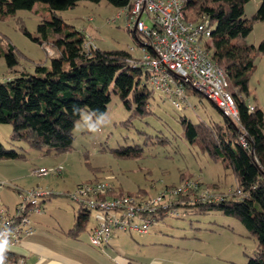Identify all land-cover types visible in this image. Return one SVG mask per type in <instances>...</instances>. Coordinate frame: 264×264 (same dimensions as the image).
Masks as SVG:
<instances>
[{
	"label": "rangeland",
	"instance_id": "374dc122",
	"mask_svg": "<svg viewBox=\"0 0 264 264\" xmlns=\"http://www.w3.org/2000/svg\"><path fill=\"white\" fill-rule=\"evenodd\" d=\"M261 1L246 3L247 17L257 11ZM59 13L70 24L84 29L98 47L126 49L135 57L141 56V43L132 34L134 27H128L125 8L106 0H82L75 7ZM46 17L48 10L42 3H37L33 9H20L15 15L0 20L1 47L7 49V42L12 43L20 61L11 70L5 56H0V80L20 69L32 72L38 62L49 64L52 48L40 45L22 30L25 25L34 36L40 35L37 27ZM143 20L152 26L153 22L146 14ZM263 39L264 21L256 20L247 42L258 47ZM255 63L249 81V101L264 111L263 52L257 53ZM147 85L154 92L149 99L151 113L133 117L132 110L126 108L110 85L111 100L106 112L93 116L84 110L74 129L73 145L66 152L45 153L24 141H12V124L0 123V140L4 146L24 154L22 158L0 159V181L3 183L0 195L2 190L5 191L0 204H8L13 209L15 203L21 201L17 188L26 191L40 188L54 193L45 201V197L40 199L43 201L41 210L47 212L50 220L57 219L66 226L72 223L80 204L61 193L74 191L79 183L95 176L124 191L146 189L149 192L146 194L156 195L165 185L180 184L181 175L188 174L201 181L200 191L210 190L224 196L240 194L236 191L233 172L184 136L183 116L193 122L222 120V113L215 103L200 93H192L179 108L169 93L154 88L148 80ZM92 128L96 131H91ZM39 167L48 168L50 173L35 174L34 168ZM82 206L86 207L85 204ZM178 212L179 215L168 214L152 223L147 232L117 231L116 243L98 250L111 258L121 256L134 264H247L249 256L254 254L258 240L237 217L221 210L201 213L182 206L178 207ZM135 221L141 223L142 219ZM95 224V211L92 210L82 235L88 234Z\"/></svg>",
	"mask_w": 264,
	"mask_h": 264
},
{
	"label": "trees",
	"instance_id": "16d2710c",
	"mask_svg": "<svg viewBox=\"0 0 264 264\" xmlns=\"http://www.w3.org/2000/svg\"><path fill=\"white\" fill-rule=\"evenodd\" d=\"M80 1L0 0V20L15 15L20 9H33L37 3H42L48 10V17L42 19L37 27L40 35L34 36L25 25H22V30L40 45L52 48L49 64L47 61L38 62L32 72L20 69L0 80V123L12 124V141H24L45 153H62L71 149L74 129L83 111L87 110L93 116L106 112L111 100L110 85L126 108L132 110L133 117L152 112L149 99L154 92L147 85L149 71L146 63L136 60L133 66L129 59L134 55L129 50L98 47L84 29L70 24L59 13L75 7ZM106 1L127 11L132 7L131 0ZM248 1L186 0L184 9L190 21H208L212 26L211 38L205 42L206 49L226 74L239 117L235 119L219 108L222 113L220 122H193L183 116L184 136L213 160L222 161L225 169L233 172L236 191L241 193L205 201L191 197V193H180L174 206L201 213L221 210L237 217L258 240L247 264H264V111L249 101V81L256 66L257 53H264V39L258 47L247 42L254 22L264 21V0L251 17L245 13ZM131 30L141 46L150 41L151 38H145L146 35L138 29ZM2 39L0 34V42ZM2 55L11 70L20 63L17 49L10 42H7V49L0 44ZM192 93L198 92L187 85L186 95ZM22 157L24 154L6 148L0 140V159ZM192 177L182 174L179 182ZM98 179L95 176L83 182ZM112 186L111 195L149 193L146 189L129 192L114 184ZM61 195L70 197V192ZM167 215L162 209L155 214L158 220ZM88 217L87 209L81 205L68 234L77 237L85 229ZM5 253L13 256L7 251Z\"/></svg>",
	"mask_w": 264,
	"mask_h": 264
},
{
	"label": "built area",
	"instance_id": "2783aa9c",
	"mask_svg": "<svg viewBox=\"0 0 264 264\" xmlns=\"http://www.w3.org/2000/svg\"><path fill=\"white\" fill-rule=\"evenodd\" d=\"M131 3V10H126L128 27L133 26L146 35L145 38H151L141 46L140 57L129 59L131 64L135 66L136 60L145 62L149 71L148 81L154 88L169 93L177 107L186 103L188 85L208 97L225 114L237 119L238 107L226 74L206 49L205 42L211 38L212 31L209 22L190 21L184 9L186 0H131ZM144 14L152 20L151 27L143 20ZM243 143H246L244 139ZM33 172L42 176L50 170L39 167ZM57 172L60 173V169ZM200 183V180L191 178L175 186L165 185L156 195H111L112 183L98 179L79 183L70 192V197L80 206L85 204L88 215L95 211L96 224L92 228L90 242L101 247L108 244L117 231L147 232L150 225L158 220L155 214L159 209L179 215L174 201L180 193H193V198L202 201L224 197L210 190L200 191ZM47 194L50 192L40 188L23 190V201L15 212L0 208V239L6 238L8 246H12L24 233L31 231L29 210L39 212L40 199ZM136 218L142 222L137 223ZM5 257V264H27L22 258L6 253Z\"/></svg>",
	"mask_w": 264,
	"mask_h": 264
},
{
	"label": "crops",
	"instance_id": "0c3cea01",
	"mask_svg": "<svg viewBox=\"0 0 264 264\" xmlns=\"http://www.w3.org/2000/svg\"><path fill=\"white\" fill-rule=\"evenodd\" d=\"M17 189L20 192L19 200L23 201V189ZM1 193L3 196L0 195V202L5 197V191L2 190ZM49 197L46 196L43 201ZM21 201H17L13 209L5 203L4 205L0 204V208L15 212ZM79 207L76 208V212H78ZM76 215L74 213L72 223L65 226L57 219L50 220L46 211L29 210L32 230L24 233L18 243L8 246L6 251L15 257L22 258L27 264H134V262L127 261L121 256L111 258L103 251H99L103 246L92 245L90 234L95 225L86 235H82L85 227L77 237L70 236L68 231L73 227ZM116 233L112 236L111 241L104 246H113L116 243Z\"/></svg>",
	"mask_w": 264,
	"mask_h": 264
},
{
	"label": "clouds",
	"instance_id": "9594fccd",
	"mask_svg": "<svg viewBox=\"0 0 264 264\" xmlns=\"http://www.w3.org/2000/svg\"><path fill=\"white\" fill-rule=\"evenodd\" d=\"M91 131L95 132L96 129L92 128ZM0 235H2V234H0ZM7 247H8V240L6 238L0 239V264H5V259H6L5 252H6Z\"/></svg>",
	"mask_w": 264,
	"mask_h": 264
}]
</instances>
